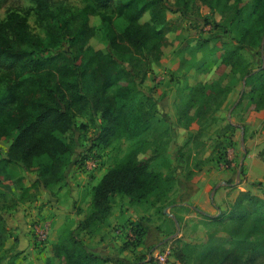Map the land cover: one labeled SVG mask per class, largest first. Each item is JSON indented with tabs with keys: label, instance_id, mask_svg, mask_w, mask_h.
Masks as SVG:
<instances>
[{
	"label": "rangeland",
	"instance_id": "374dc122",
	"mask_svg": "<svg viewBox=\"0 0 264 264\" xmlns=\"http://www.w3.org/2000/svg\"><path fill=\"white\" fill-rule=\"evenodd\" d=\"M143 1L151 4L140 22L150 21V11L154 17V28L160 33L156 34L158 37L153 35L152 42L142 53L112 48L107 30L97 14L89 15L92 35L88 45L93 51L109 55L116 63L117 72L111 76V86L105 94L107 103L113 107L112 111H120L127 122L132 120L138 125L144 123V131L130 137L127 128L120 127L110 138L108 145L103 146L97 143L102 125L101 110L89 106L74 118L71 131L65 134V140H69L73 147V154L65 167L63 182L44 187L37 170L29 171L15 163L1 167L0 236L3 237V244L0 246V257L8 252L5 250L3 254L1 250L13 230L7 228L8 218L17 215L23 204L36 198L40 190L56 197L62 192L65 196L63 201H69L66 195L69 194L67 189H70L71 181L82 185L81 202L67 206L61 215L63 220L54 225L53 233H50L49 225L43 221L45 213L42 212L43 206L50 203L51 199L45 202L42 200L39 205L34 206L30 203L23 209L28 210V214L38 210L34 217L27 220L31 228L38 224L47 227L44 245L36 246L39 253L45 248L48 253H52L55 245L72 241H77L85 250L90 251L89 247L94 240L97 243L110 240L109 243H113L114 247L132 252L134 248L124 243V236L128 235L126 229L129 225L137 221L154 226L158 224L163 235L161 246H157L156 252L163 253L166 248L172 251L165 264H176L175 253L180 250L183 252V264H233L235 256L225 262L221 259L223 248L233 247V252H244L245 245L238 240L233 245L223 244L222 238L228 239L229 235L224 230L225 227L216 220L206 218L190 204L178 208L170 207V204L177 202L176 192L181 179L200 180L201 172L206 167L229 168L233 178H229L227 183L233 181L238 171L242 173L243 151L236 125L242 123L250 112L259 109L257 103L250 104L248 99L252 94L251 83L254 79L263 74L261 77L264 81V24L255 26L254 16L251 14L253 0ZM85 3V0L51 2L53 9L71 11L80 9ZM114 6L115 2L107 10V14L112 18L111 27L120 34L128 21L125 16L117 15ZM33 8L32 0H0V19L8 12L16 11L26 17L29 30L45 41L44 29L37 24ZM259 30L261 32L257 33ZM159 37L166 39L165 44L160 47V53L151 47ZM52 50L66 53L67 46L58 45ZM230 63L234 64L233 70ZM126 72H130V76ZM126 79H130L128 83L131 97L122 106L123 101L117 102L113 95ZM58 80L72 81L73 78L62 79L55 76L52 79ZM83 82V91L92 99L98 85L92 76ZM254 83L257 85L256 81ZM93 143L97 145L90 149ZM137 143H142L145 151L144 154H139V158L152 157L150 169L168 178L170 190L167 198L164 202L152 203L154 196L150 195L148 201L135 203L128 197L115 194L109 199L108 214L94 222L90 221L89 226H84L82 222L91 213L92 186L132 144ZM8 145L9 142L0 141V158L5 156ZM79 157H84L85 160L77 161ZM76 177L80 179L77 180ZM253 185L258 197L264 198V190H261L264 188L263 183ZM235 199L220 213L216 211L210 217L220 215L221 220L225 221ZM149 209H152L150 215L140 217L141 213ZM131 211L135 216L129 215ZM169 214L174 218H168ZM30 233L33 239L32 230ZM184 243L197 248L194 251L185 250ZM208 243L217 249L209 251ZM147 253L145 251L135 255L129 264H159ZM45 260H42V264ZM108 260L105 264L111 262ZM60 262L57 264H64L62 260Z\"/></svg>",
	"mask_w": 264,
	"mask_h": 264
},
{
	"label": "trees",
	"instance_id": "16d2710c",
	"mask_svg": "<svg viewBox=\"0 0 264 264\" xmlns=\"http://www.w3.org/2000/svg\"><path fill=\"white\" fill-rule=\"evenodd\" d=\"M85 1L83 7L71 11L53 9L52 0H32L37 24L45 32V41L29 30L26 17L16 11H10L0 19V141L9 142L5 156L0 158V168L15 163L29 171L37 170L44 187L64 181L65 167L73 154V147L69 140H65V134L71 131L74 118L87 107L101 110L102 125L97 143L103 146L108 145L120 127L127 128L130 137L137 136L146 127L144 123L127 122L125 115L112 111V105L107 103L105 94L111 86V76L117 72L116 63L109 55L89 47L92 35L89 15L100 17L112 48L142 53L152 42L153 35L160 33L154 28L150 11V21L140 22L151 3L143 0ZM114 2L117 15L125 16L128 21L120 34L111 27L112 18L107 14ZM251 14L255 26L264 24V0H253ZM165 42L166 39L159 37L151 47L160 53ZM62 44L67 46L66 53L52 50ZM230 67L233 70L234 64L230 63ZM126 75L130 76V72ZM262 75L254 79L257 85L254 81L251 83L252 94L248 99L250 104L259 105L258 110L264 106ZM55 76L62 79L72 77L73 80L52 81ZM89 76L98 85L92 99L82 89L83 81ZM128 80L113 95L117 102L123 101L122 106L131 97ZM97 143H93L90 149ZM140 153H145L144 145L132 144L92 187L91 213L82 222L84 226L108 214L109 199L115 194L128 197L135 203L148 201L150 195L154 196L152 203L164 202L170 190L169 180L150 169L152 157L139 158ZM79 160L85 158L79 157ZM205 217L225 227L229 238H222L223 244L233 245L238 240L245 245L243 253L233 252V247H224L221 257L224 262L235 256L233 264H264V198L240 191L225 221L220 215ZM129 227L135 239L124 240V243L136 248L145 234V226L137 221ZM209 243V251L217 249ZM2 244L3 237L0 236V246ZM190 246L184 243L183 248L191 251L197 248ZM52 250V256L46 258L44 264H57L61 260L64 264H105L108 260L85 250L77 241L55 245ZM175 254L177 261L182 263V250Z\"/></svg>",
	"mask_w": 264,
	"mask_h": 264
},
{
	"label": "crops",
	"instance_id": "0c3cea01",
	"mask_svg": "<svg viewBox=\"0 0 264 264\" xmlns=\"http://www.w3.org/2000/svg\"><path fill=\"white\" fill-rule=\"evenodd\" d=\"M235 105L237 106V103ZM236 128L239 133L240 147L243 151L242 173L240 174L238 171L235 178L232 179L233 181L227 183L229 178H233L229 168L206 167L201 172L200 180L181 179L182 182H179L178 191L176 192L177 202L171 203L170 207L178 208L190 204L198 213L213 216L216 211L220 213L236 198L241 191L239 189L259 196L253 184L262 182L264 185V108L250 112L242 123L236 125ZM243 175L244 178L242 177ZM76 179L79 180L80 177H76ZM81 187V184L77 185V183L71 181L70 189H67V192H69L66 195L69 197L67 202L63 201L65 196H63L62 192L56 197L40 190L36 198L23 204L22 209L17 211V215H14L11 219L8 218L7 228H13V230L10 231L11 235L6 240L5 245L2 246L1 251L3 254L5 250L8 252L4 254V257H0V264H42L43 259L51 257L52 253H48L47 248L39 253L40 250L37 248L38 246L30 233L31 227L27 220L34 217L33 215H36L35 212H38V210H33L34 213L28 214V210L23 211V209L30 203L31 206H34L39 205L42 200L45 202L51 199L50 203L43 206L42 212L45 213V220L43 221L49 225L50 233H53V228L63 220L61 215L65 212L67 206L70 203L81 202ZM258 190L260 191V189ZM261 190H264V188ZM26 213L27 216L25 217ZM151 213L152 209H149L145 210L141 215L138 213V215L142 217ZM129 215L135 216L132 211L129 212ZM167 217L174 218L171 214L167 215ZM144 226L145 234L141 243L132 252L114 247L113 243H109L110 240L101 243H97L94 240L89 250L96 255L109 259L108 261H111L108 262L109 264H129L135 258V255L142 254L145 251L148 252V256L152 255V253L157 251V246H161L163 234L158 229V224L154 226L146 222ZM153 248L154 250H152ZM150 251L153 252L149 254ZM16 254H19L18 258L14 259ZM176 264L183 263L177 261Z\"/></svg>",
	"mask_w": 264,
	"mask_h": 264
},
{
	"label": "built area",
	"instance_id": "2783aa9c",
	"mask_svg": "<svg viewBox=\"0 0 264 264\" xmlns=\"http://www.w3.org/2000/svg\"><path fill=\"white\" fill-rule=\"evenodd\" d=\"M90 168H93L92 166H89ZM33 234H34V242L37 245H40L41 247L44 245L45 240L47 239V227L44 224H38V225H33V228H31ZM128 232V235L124 236L125 241H132L134 240V235L128 227L126 229V233ZM170 255V250L168 248L165 249L163 253H154L152 254L153 258L159 263V264H165L167 257ZM151 256V255H150Z\"/></svg>",
	"mask_w": 264,
	"mask_h": 264
}]
</instances>
